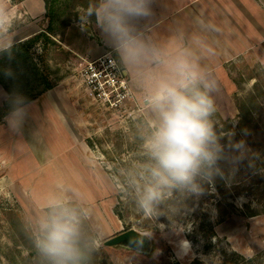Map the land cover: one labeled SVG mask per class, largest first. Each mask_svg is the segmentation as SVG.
Segmentation results:
<instances>
[{"label":"clouds","instance_id":"clouds-1","mask_svg":"<svg viewBox=\"0 0 264 264\" xmlns=\"http://www.w3.org/2000/svg\"><path fill=\"white\" fill-rule=\"evenodd\" d=\"M153 0H89L81 8V28L94 23L116 53L121 75L130 91L138 94L142 117L130 132L137 143L134 156L123 162L113 176L115 186L135 207L138 251L156 230L191 231L178 217L185 200L199 197L204 183L223 175L219 161L224 148L213 119L219 84L207 61L215 55L210 38L219 29L198 20L194 30L175 25L164 37L138 29L136 21L152 16ZM20 19L14 0H0V54L11 55L12 31ZM7 120L18 129L25 116V100H12ZM243 157V142L234 145ZM0 190H3L0 188ZM94 211L79 187L60 182L38 203L29 220L32 243L40 264H93L102 244L99 228L89 227ZM164 217L167 225L159 222ZM154 222L155 230L144 227ZM179 255L191 253V242L179 241Z\"/></svg>","mask_w":264,"mask_h":264},{"label":"rangeland","instance_id":"rangeland-1","mask_svg":"<svg viewBox=\"0 0 264 264\" xmlns=\"http://www.w3.org/2000/svg\"><path fill=\"white\" fill-rule=\"evenodd\" d=\"M88 3L89 0H63V5L72 14V22H80L79 10ZM32 52L39 72L43 71V60L47 66L46 74L53 84L69 74L81 83L78 59L61 54L52 45L44 50L39 44ZM230 72L238 89L231 109L221 113L216 111L213 117L221 128L225 126L220 124L219 118L226 125H236L237 97H246L256 86L264 88V59L230 66ZM41 88L32 85L33 92ZM83 93L82 103L96 109L87 92ZM86 115L90 117L86 118L84 135L92 156L78 162L87 182L84 190L81 185H76V180H71L73 176L68 178L92 205L94 215L89 227L99 228L102 233V244L93 257V264H264V179H261L259 190L249 188L242 194L237 193L234 189L237 186L231 185L227 178L222 185L220 175L214 177L211 185L204 183V192L199 197L186 199L185 213L177 218L181 224H191V231L177 235L170 228L163 233L156 230L149 254L122 247H105L106 240L133 229L135 221L141 219L134 205L125 199L113 181L117 168L137 151V143L126 129H132L141 117L129 109L127 113L123 111L117 115L101 111ZM17 193L22 194V199L17 198ZM17 193L0 190V264H40L28 223L38 212V203L32 197L28 199L30 193ZM250 211L256 216L249 217ZM159 222L169 223L164 217ZM143 226L155 230L154 222L145 221ZM181 239L191 242V253L182 258L178 254Z\"/></svg>","mask_w":264,"mask_h":264},{"label":"crops","instance_id":"crops-1","mask_svg":"<svg viewBox=\"0 0 264 264\" xmlns=\"http://www.w3.org/2000/svg\"><path fill=\"white\" fill-rule=\"evenodd\" d=\"M14 3L20 19L12 29L13 46L46 32L44 0H14ZM152 12L151 17L136 21L138 29L149 35L167 36L175 25L194 30L198 20L211 22L219 29L210 37L215 55L207 63L219 84L215 96L217 111H229L238 89L230 66L264 59V0H153ZM52 39L57 51L78 59L80 65L81 59H96L108 52L117 59L94 23L82 29L80 22H71L63 36L55 35ZM81 88L75 76H64L51 90L24 106L25 116L18 129L10 127L7 120L10 114L2 120L0 188L3 191L27 192L28 199L32 197L39 203L58 183L70 184V175L84 190L87 182L78 162L92 156L84 135L86 118L90 117L86 113L94 115L100 110L82 103L85 91ZM132 93L136 98L130 101L134 106L132 113L142 117L139 96ZM8 98L0 84V111ZM16 196L22 199V194Z\"/></svg>","mask_w":264,"mask_h":264},{"label":"trees","instance_id":"trees-1","mask_svg":"<svg viewBox=\"0 0 264 264\" xmlns=\"http://www.w3.org/2000/svg\"><path fill=\"white\" fill-rule=\"evenodd\" d=\"M48 27L46 32L40 33L23 44L13 46L11 55L0 54V84L7 92L9 98L0 111V123L13 110L12 100L22 96L25 104L34 101L41 94L51 90L54 84L49 80L47 66L42 60L39 68L33 60L32 50L39 44L47 49L54 44L52 36H63L72 22V14L63 5V0H44ZM42 86L33 92L32 85ZM238 110V121L235 126L226 125L220 118V124L215 123V130L220 137L224 148L225 158L221 163L222 176L219 181L223 185L224 178L238 194L259 190L261 179H264V88L256 86L246 97L235 99ZM243 142L245 152L240 159L239 150L234 145ZM249 217L256 216L250 211Z\"/></svg>","mask_w":264,"mask_h":264},{"label":"built area","instance_id":"built-area-1","mask_svg":"<svg viewBox=\"0 0 264 264\" xmlns=\"http://www.w3.org/2000/svg\"><path fill=\"white\" fill-rule=\"evenodd\" d=\"M116 57L108 52L96 59H81L78 69L81 84L87 95L93 100L97 109L117 115L120 112L133 111L132 100H135L132 91L121 75Z\"/></svg>","mask_w":264,"mask_h":264},{"label":"water","instance_id":"water-1","mask_svg":"<svg viewBox=\"0 0 264 264\" xmlns=\"http://www.w3.org/2000/svg\"><path fill=\"white\" fill-rule=\"evenodd\" d=\"M137 236L133 229L122 232L104 242L105 247H122L137 251L132 243L133 239ZM152 250V239L145 238L142 249L137 252L149 254Z\"/></svg>","mask_w":264,"mask_h":264},{"label":"bare ground","instance_id":"bare-ground-1","mask_svg":"<svg viewBox=\"0 0 264 264\" xmlns=\"http://www.w3.org/2000/svg\"><path fill=\"white\" fill-rule=\"evenodd\" d=\"M79 179V178H78ZM80 184H81V182H80ZM82 185V184H81ZM84 187V186H83Z\"/></svg>","mask_w":264,"mask_h":264}]
</instances>
